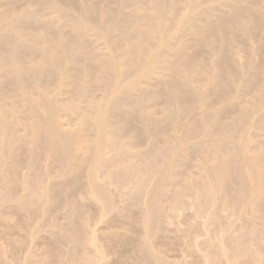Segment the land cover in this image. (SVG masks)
I'll list each match as a JSON object with an SVG mask.
<instances>
[{"label": "bare ground", "instance_id": "6f19581e", "mask_svg": "<svg viewBox=\"0 0 264 264\" xmlns=\"http://www.w3.org/2000/svg\"><path fill=\"white\" fill-rule=\"evenodd\" d=\"M0 264H264V0H0Z\"/></svg>", "mask_w": 264, "mask_h": 264}]
</instances>
